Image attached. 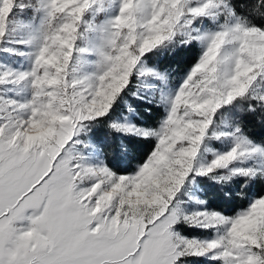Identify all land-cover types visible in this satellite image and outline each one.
I'll return each mask as SVG.
<instances>
[{"label": "snow or ice", "instance_id": "snow-or-ice-1", "mask_svg": "<svg viewBox=\"0 0 264 264\" xmlns=\"http://www.w3.org/2000/svg\"><path fill=\"white\" fill-rule=\"evenodd\" d=\"M0 264H264V0H0Z\"/></svg>", "mask_w": 264, "mask_h": 264}, {"label": "trees", "instance_id": "trees-1", "mask_svg": "<svg viewBox=\"0 0 264 264\" xmlns=\"http://www.w3.org/2000/svg\"><path fill=\"white\" fill-rule=\"evenodd\" d=\"M187 54L186 53H183L181 52L177 57H176V60L180 63L181 66H183L186 62H187ZM146 99L145 100H135L133 98H129V102L132 103L138 112L142 113V119L144 122H150L153 118H154V113L155 112H158L159 110L158 109H154V113L153 114H150L146 111H144L145 108H148V107H153L152 104H149L146 102L147 100V97H145ZM136 119H140V117H137ZM103 131H107L106 129L103 130ZM142 148V146H141ZM127 166V165H125Z\"/></svg>", "mask_w": 264, "mask_h": 264}, {"label": "rangeland", "instance_id": "rangeland-1", "mask_svg": "<svg viewBox=\"0 0 264 264\" xmlns=\"http://www.w3.org/2000/svg\"><path fill=\"white\" fill-rule=\"evenodd\" d=\"M143 95H144L145 97H148V96L150 95V92H144Z\"/></svg>", "mask_w": 264, "mask_h": 264}]
</instances>
